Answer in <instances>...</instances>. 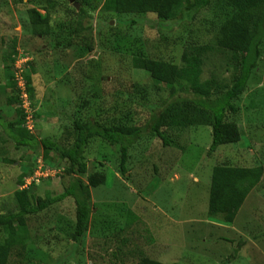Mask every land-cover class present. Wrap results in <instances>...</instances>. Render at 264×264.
I'll use <instances>...</instances> for the list:
<instances>
[{
    "label": "rangeland",
    "instance_id": "rangeland-1",
    "mask_svg": "<svg viewBox=\"0 0 264 264\" xmlns=\"http://www.w3.org/2000/svg\"><path fill=\"white\" fill-rule=\"evenodd\" d=\"M74 3L56 0L51 34L43 38L31 33L26 11L43 13L47 0H0V115L15 118L17 104H7V98L26 88L28 75L33 95L21 105L24 125L36 138L61 144L77 117L148 125L169 87L133 67L136 54L178 65L184 48L208 44L223 18L220 5L191 20L179 14L158 19L102 12L98 1L81 21L85 30L64 38L77 21L80 4L76 9ZM214 52L205 60L202 79L213 75L230 82V62ZM233 103L237 112L226 120L237 124L240 140L211 154L209 126L167 130L170 146L147 134L129 148L123 176L119 147L91 139L82 178L101 172L105 183L90 187L93 208L82 242L71 240L74 204L66 198L26 217L25 248L13 249L6 264H136L142 257L176 264H221L225 258H231L229 264H264V39L257 69ZM220 164L263 169L232 223L208 209L211 170ZM66 165L56 152L43 157L41 147H16L0 127V212L17 209L14 194L23 188L33 200L62 192L69 180ZM5 237L0 227V245Z\"/></svg>",
    "mask_w": 264,
    "mask_h": 264
},
{
    "label": "trees",
    "instance_id": "trees-1",
    "mask_svg": "<svg viewBox=\"0 0 264 264\" xmlns=\"http://www.w3.org/2000/svg\"><path fill=\"white\" fill-rule=\"evenodd\" d=\"M98 1H101L102 12L153 14L158 19H169L179 14L181 18L191 20L201 10L220 5L223 18L208 44H188L184 48L178 65L147 57L143 53L136 54L133 67L146 71L155 83L169 87L168 98L158 110L153 111L146 126L106 123L93 116L77 117L71 121L64 144L47 137L36 138L24 125L26 111L21 108L24 104L22 94L25 92L27 99L33 95L31 79L28 75L25 76L26 88L22 90L18 87L16 95L7 98V104H17L15 118L6 120L0 115V127L16 147H26L29 150L41 147L43 157L56 152L67 163L65 173L69 180L62 192L45 198L33 200L24 188L15 191L17 209L7 213L0 212V227L6 234L4 243L0 245V264H6L7 256L13 249L24 250L28 239L26 217L66 198L72 199L74 204L71 240L77 246L82 242L93 208L90 187L105 183V175L101 172L90 174L85 181L82 178L85 172L84 150L91 139L99 138L110 146L119 147V172L123 176L127 173L129 148L147 134L170 146L174 145V141L167 130L180 131L187 127L209 126L211 143L208 154L215 152L221 145L235 144L240 140L241 133L237 124L227 121L226 116L237 112L233 100L246 91L250 77L258 66L260 46L264 39V0H75L80 4L79 10L74 11L77 21L74 28L65 33L64 38L69 34L77 37L85 30L81 21L85 18L86 10ZM56 5V0H47L42 8L43 13L35 8L27 9L33 35L43 38L50 36L51 13ZM63 43L66 48L71 46V41ZM87 48L92 50V44L88 43ZM213 52L221 53L230 62V82L213 75L202 79L205 60ZM7 78L13 79V75L7 72ZM9 85L15 84L10 82ZM262 176L261 166H214L208 189V209L211 215H218L223 222L232 223ZM230 260L231 258H225L221 264H229ZM136 264L176 263H162L142 257Z\"/></svg>",
    "mask_w": 264,
    "mask_h": 264
},
{
    "label": "built area",
    "instance_id": "built-area-1",
    "mask_svg": "<svg viewBox=\"0 0 264 264\" xmlns=\"http://www.w3.org/2000/svg\"><path fill=\"white\" fill-rule=\"evenodd\" d=\"M22 96H23L24 99L27 98L25 92H23ZM24 102H25V100H24ZM24 187H26V186H24Z\"/></svg>",
    "mask_w": 264,
    "mask_h": 264
},
{
    "label": "water",
    "instance_id": "water-1",
    "mask_svg": "<svg viewBox=\"0 0 264 264\" xmlns=\"http://www.w3.org/2000/svg\"><path fill=\"white\" fill-rule=\"evenodd\" d=\"M74 5H75V7H76V9L78 8V3H74Z\"/></svg>",
    "mask_w": 264,
    "mask_h": 264
}]
</instances>
